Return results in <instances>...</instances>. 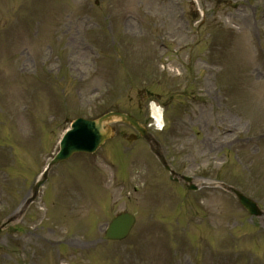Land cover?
<instances>
[{"label": "rangeland", "instance_id": "obj_1", "mask_svg": "<svg viewBox=\"0 0 264 264\" xmlns=\"http://www.w3.org/2000/svg\"><path fill=\"white\" fill-rule=\"evenodd\" d=\"M114 110L143 123L177 173L264 211V0H0V223L73 119ZM113 126L0 232V264H264V215L217 188L181 193L145 141L127 142L132 128ZM121 211L134 228L105 241Z\"/></svg>", "mask_w": 264, "mask_h": 264}, {"label": "water", "instance_id": "obj_2", "mask_svg": "<svg viewBox=\"0 0 264 264\" xmlns=\"http://www.w3.org/2000/svg\"><path fill=\"white\" fill-rule=\"evenodd\" d=\"M115 119L125 121L133 125L141 134L143 133V130L134 118L121 113H108L97 120L77 119L71 125L72 130H70L61 141V150L51 165L67 159L74 152L94 151L100 144L104 142V140L112 135L109 128L103 130L102 125ZM160 159L162 160L161 157ZM165 167L168 169L166 165ZM181 178L185 181L190 180L185 177ZM224 188L231 191L251 215H260V211L254 201L246 198L235 189L226 186H224ZM133 222L134 219L131 215L122 213L112 220L106 230L105 236L112 239L124 238L129 232Z\"/></svg>", "mask_w": 264, "mask_h": 264}, {"label": "bare ground", "instance_id": "obj_3", "mask_svg": "<svg viewBox=\"0 0 264 264\" xmlns=\"http://www.w3.org/2000/svg\"><path fill=\"white\" fill-rule=\"evenodd\" d=\"M161 110L157 107L156 104H151L150 106V117L153 119L155 125L161 124Z\"/></svg>", "mask_w": 264, "mask_h": 264}]
</instances>
